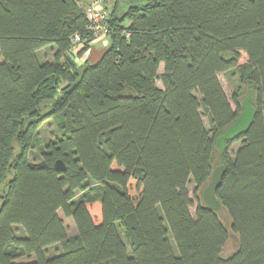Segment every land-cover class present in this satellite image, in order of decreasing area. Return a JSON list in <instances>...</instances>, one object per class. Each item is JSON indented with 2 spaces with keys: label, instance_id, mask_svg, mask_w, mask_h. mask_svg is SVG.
<instances>
[{
  "label": "trees",
  "instance_id": "1",
  "mask_svg": "<svg viewBox=\"0 0 264 264\" xmlns=\"http://www.w3.org/2000/svg\"><path fill=\"white\" fill-rule=\"evenodd\" d=\"M102 1L104 48L77 63L94 38L87 0H0V264H264V0ZM221 72L237 78L230 99ZM242 86L256 114L221 152ZM47 119L56 136L42 142ZM219 164L215 195L238 235L227 257L228 228L201 197Z\"/></svg>",
  "mask_w": 264,
  "mask_h": 264
},
{
  "label": "rangeland",
  "instance_id": "2",
  "mask_svg": "<svg viewBox=\"0 0 264 264\" xmlns=\"http://www.w3.org/2000/svg\"><path fill=\"white\" fill-rule=\"evenodd\" d=\"M104 4H106V3L104 2ZM106 5L111 6V2L107 3ZM90 45H91L92 49H91V51H88L87 53L89 54L90 59L94 60L98 56V54H100L102 49L104 48V40H102L101 36H98L94 39V42L91 43ZM52 52H53V50L49 46L41 48V49H39V58L43 59V60H45V58L52 60ZM87 53L84 55L85 58L87 56ZM223 56L228 57V54L224 53ZM80 57H82V55ZM74 59H75V61H77V63L82 62L81 59H78V60H76V58H74ZM246 61H247L246 54L244 52H241V57H240L239 62L243 63ZM91 62H93V61H91ZM162 70H163V65L161 64L159 69H158V73H161ZM218 79H219L227 97L230 99L232 92L235 89L234 87L238 83L237 78L229 79V76L226 74V72H221L218 74ZM156 83H157L158 87L162 88V83L160 82L159 79H157ZM240 92H241L240 93L241 97H244L247 94L246 93L247 88L245 86H242ZM203 122H204L205 126L208 127V119L204 115H203ZM55 136H56L55 124L52 121V119H47L40 127L41 141L46 142L47 140H50V139L54 138ZM239 145H240V141L233 143L232 148L230 149V153H233L239 147ZM42 151H44L43 144L37 146L35 149H32L29 153L30 161H32V162L40 161L42 159ZM188 189H189V194H191V196H192V192L194 189V184L192 182H189ZM198 194H199V192H198ZM192 199H193V197H192ZM87 208H88L92 218H94L95 222H99V220H100V202L95 201V202L89 203V204H87ZM194 211H195V205L190 207L191 214H194ZM58 214L63 218V223H64V226L66 227L67 235L74 234L76 231H75L73 220L71 218H65L60 210L58 211ZM218 216H219L220 220L222 221V223L228 228V232H229L228 240L226 241V243L223 247V252L221 254L223 257H227L228 254H230L231 252H233L236 249V247L238 245V235L230 230V228H229L230 219H229L225 209L221 208L220 210H218ZM17 234L18 235L24 234V232L20 226H17ZM169 240H170V243L172 245L173 251L175 253H177L176 246H175L174 241L170 235H169ZM56 247H58V244L49 246L47 248V254L50 255V254L57 252L59 249H56Z\"/></svg>",
  "mask_w": 264,
  "mask_h": 264
},
{
  "label": "water",
  "instance_id": "3",
  "mask_svg": "<svg viewBox=\"0 0 264 264\" xmlns=\"http://www.w3.org/2000/svg\"><path fill=\"white\" fill-rule=\"evenodd\" d=\"M252 100V93L249 89L247 91V94L242 98L241 106L242 111L241 113L236 117V119L224 130L223 133H221L215 140L216 145L218 146L219 150L222 152L225 148V141L235 139L237 137L243 136L250 125L252 124L256 109L251 104ZM54 166L59 171H62L65 169V164L61 159H56L54 162ZM224 171L223 164H219L214 167L210 180L208 181L207 185L203 188L201 197L203 202L206 204V206L214 211H217L220 209L221 204L219 200L217 199L215 195V190L218 187L221 176Z\"/></svg>",
  "mask_w": 264,
  "mask_h": 264
},
{
  "label": "built area",
  "instance_id": "4",
  "mask_svg": "<svg viewBox=\"0 0 264 264\" xmlns=\"http://www.w3.org/2000/svg\"><path fill=\"white\" fill-rule=\"evenodd\" d=\"M86 19L88 23V28L92 30L94 38L89 42V44L94 42V39L98 36L102 37V40L105 42L106 36V20L108 18L107 13L104 10L103 1L102 0H87V5L85 9ZM72 47L71 51L74 54H77L78 51L83 47L81 37L78 33H74L71 38ZM89 51L86 50L82 57L75 56L76 60L81 59L84 61V55Z\"/></svg>",
  "mask_w": 264,
  "mask_h": 264
}]
</instances>
